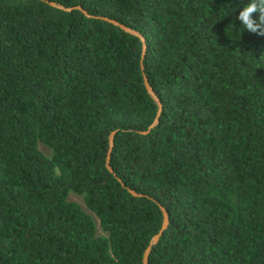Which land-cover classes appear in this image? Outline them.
<instances>
[{
    "label": "trees",
    "instance_id": "16d2710c",
    "mask_svg": "<svg viewBox=\"0 0 264 264\" xmlns=\"http://www.w3.org/2000/svg\"><path fill=\"white\" fill-rule=\"evenodd\" d=\"M248 2L0 0V264H143L160 204L150 264H264V34L237 19ZM104 17L142 33L143 62L140 37ZM145 76L163 110L142 134L158 111Z\"/></svg>",
    "mask_w": 264,
    "mask_h": 264
},
{
    "label": "water",
    "instance_id": "95a60500",
    "mask_svg": "<svg viewBox=\"0 0 264 264\" xmlns=\"http://www.w3.org/2000/svg\"><path fill=\"white\" fill-rule=\"evenodd\" d=\"M52 5L54 6H57L59 8H62V9H65V10H72L74 8H78L82 11H84L87 15H91L87 10L84 9V7L82 5H78V6H75V7H66L64 6L63 4L61 3H58V2H54L52 1L51 2ZM104 19H107L109 20L110 22H113L114 24L120 26L122 29H124L125 31L131 33V34H134V35H137L140 37V39L142 40V43H143V57H142V62L144 60V57H145V54H146V51H147V44H146V39L145 37L142 35V33L132 27H129L127 26L126 24H123L121 23L120 21L116 20V19H111V18H107V17H104ZM143 69H144V64L142 65ZM145 84H146V87H147V90L148 92L150 93V95L153 97V99L155 100L157 106H158V111H157V115L153 121V123L146 129V130H142L140 131V133L142 134H147L149 133L160 121V116H161V113H162V110H163V104L160 100V98L157 96L156 92L154 91L149 79L147 76H145ZM117 131H113L110 135V146H109V151H108V156H107V167L108 169L111 171V172H114V169L113 167L111 166L110 164V161H111V152L113 150V147H114V139H115V134H116ZM124 184V183H123ZM129 191L135 195V196H144L143 193H139L137 192L136 190L134 189H131L129 188ZM160 208L162 209L163 211V223H162V227L161 229L159 230L158 233H156L151 241H150V244L148 245V247L146 248L145 250V253H144V258H143V264H150L149 262V255H150V252L152 251L154 245H156L160 239V237L162 236V234L164 233V231L166 230V228L168 227V224H169V212L168 210L166 209L165 206H163L162 204H160Z\"/></svg>",
    "mask_w": 264,
    "mask_h": 264
},
{
    "label": "clouds",
    "instance_id": "9594fccd",
    "mask_svg": "<svg viewBox=\"0 0 264 264\" xmlns=\"http://www.w3.org/2000/svg\"><path fill=\"white\" fill-rule=\"evenodd\" d=\"M259 12V22L254 19L253 14ZM237 19L244 29L250 32L264 34V0H249L239 11Z\"/></svg>",
    "mask_w": 264,
    "mask_h": 264
},
{
    "label": "rangeland",
    "instance_id": "374dc122",
    "mask_svg": "<svg viewBox=\"0 0 264 264\" xmlns=\"http://www.w3.org/2000/svg\"><path fill=\"white\" fill-rule=\"evenodd\" d=\"M40 147L46 152V153H50L49 149L44 145V144H40ZM70 199L73 200V201H76L78 202L79 204L82 205V207H84V209H86L89 213H91L92 215H94V217L98 220L99 222V219L95 216V214L86 206V203H85V199L83 197V195H78V194H75V193H71L70 194ZM98 233L99 234H102L104 233L103 230L101 229V227L99 226L98 224Z\"/></svg>",
    "mask_w": 264,
    "mask_h": 264
}]
</instances>
